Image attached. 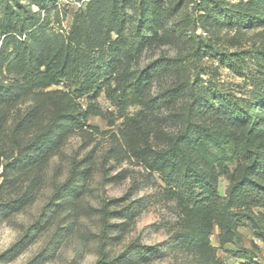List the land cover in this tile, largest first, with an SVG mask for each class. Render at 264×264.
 <instances>
[{"label": "trees", "instance_id": "16d2710c", "mask_svg": "<svg viewBox=\"0 0 264 264\" xmlns=\"http://www.w3.org/2000/svg\"><path fill=\"white\" fill-rule=\"evenodd\" d=\"M224 1L201 0L191 14V0H91L63 33L47 27L56 0H0V219L33 202L48 162L75 130L100 131L87 118L104 117L97 102L104 93L123 118L115 134L119 149L158 175L164 197L177 208L171 248L187 254L191 264H220L209 239L213 224L223 245L241 216L264 242V230L247 215L259 207L264 216V80L242 99L215 83L206 86L194 71L207 53L236 73L249 54L260 64L256 49L222 52L209 43ZM234 8L233 23L252 26L264 15V0H240ZM182 10L180 23L171 22ZM174 42L180 43L174 55L139 63L145 48ZM83 96L85 107L78 101ZM85 171L73 167L57 185L59 204L75 210ZM221 176L228 179L223 196ZM137 206L131 201L113 216L132 221ZM34 228L28 226L2 257L21 253ZM153 252L131 242L95 264L146 263Z\"/></svg>", "mask_w": 264, "mask_h": 264}, {"label": "rangeland", "instance_id": "374dc122", "mask_svg": "<svg viewBox=\"0 0 264 264\" xmlns=\"http://www.w3.org/2000/svg\"><path fill=\"white\" fill-rule=\"evenodd\" d=\"M239 1L225 0L223 7L217 10L216 18L221 24L208 32L209 43L222 52L256 49L260 64L254 54H249L240 63V72L236 73L222 67L214 54L207 53L194 71L199 70V78L206 86L215 83L242 99H249L264 80L261 74L264 71V15L252 26H237L232 21V10ZM197 4L190 3L188 12L197 13ZM31 9L35 11L37 7L32 5ZM83 9L55 2V8L48 15L47 27L67 32ZM183 13L184 10L172 15L170 21L180 23ZM201 32L199 27L195 29L196 34ZM175 42L145 48L139 63L160 54L174 55L176 44L180 45ZM158 84L159 81L155 86ZM61 87L60 84L52 85L49 89ZM78 101L83 107L88 103L86 96ZM97 102L104 117L89 115L87 125L96 126L100 131L95 132L87 126L83 127L85 133L75 130L60 152L48 162L33 202L20 212L0 219V264H95L100 255L107 260L118 256L131 242L152 246L154 252L146 263L129 260L124 264H191L187 254L169 244L178 212L174 202L164 197L163 183L157 174L147 172L119 149L115 134L123 119L121 113L104 93L99 94ZM162 126L169 128L168 123ZM73 167L86 171L77 182L80 196L75 210H70L69 206L59 204L53 194ZM227 185L228 179L219 177L218 192L222 196ZM131 201L137 202L139 210L132 221L113 216ZM247 213L264 230L262 209L252 207ZM34 223L32 231L35 232L28 238L31 243L10 260L7 256L2 257L18 236ZM218 234L219 227L213 224L209 239L220 264H248L250 259L264 264V242L257 237L246 216L239 217L232 238L223 245L218 241Z\"/></svg>", "mask_w": 264, "mask_h": 264}, {"label": "built area", "instance_id": "2783aa9c", "mask_svg": "<svg viewBox=\"0 0 264 264\" xmlns=\"http://www.w3.org/2000/svg\"><path fill=\"white\" fill-rule=\"evenodd\" d=\"M91 0H56L57 4H73L76 7H84ZM201 0H192L193 3H200Z\"/></svg>", "mask_w": 264, "mask_h": 264}]
</instances>
